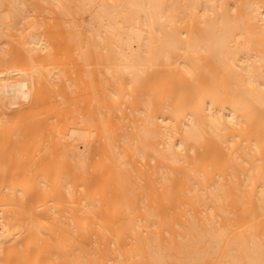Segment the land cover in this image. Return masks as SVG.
<instances>
[{
  "label": "bare ground",
  "instance_id": "bare-ground-1",
  "mask_svg": "<svg viewBox=\"0 0 264 264\" xmlns=\"http://www.w3.org/2000/svg\"><path fill=\"white\" fill-rule=\"evenodd\" d=\"M0 264H264V0H0Z\"/></svg>",
  "mask_w": 264,
  "mask_h": 264
}]
</instances>
